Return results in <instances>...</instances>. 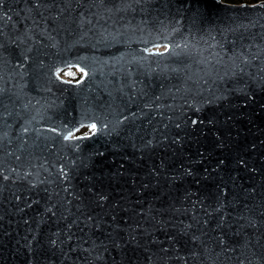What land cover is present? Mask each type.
Masks as SVG:
<instances>
[{"label":"water","instance_id":"obj_1","mask_svg":"<svg viewBox=\"0 0 264 264\" xmlns=\"http://www.w3.org/2000/svg\"><path fill=\"white\" fill-rule=\"evenodd\" d=\"M0 264H264V0H0Z\"/></svg>","mask_w":264,"mask_h":264},{"label":"rangeland","instance_id":"obj_2","mask_svg":"<svg viewBox=\"0 0 264 264\" xmlns=\"http://www.w3.org/2000/svg\"><path fill=\"white\" fill-rule=\"evenodd\" d=\"M239 1H247V2H251V0H238L236 2H239ZM73 72L77 73L78 74V77L73 79L71 76H70V73L72 74ZM81 68H79L76 64L70 66V67H67L61 71L58 72V74L63 77V78H66V79H70V80H77L80 76H81ZM92 123H89V124H86V125H83L79 128H77L75 131L71 132L72 133V136H77V135H81V134H87L89 132L92 131V129L90 128V125Z\"/></svg>","mask_w":264,"mask_h":264},{"label":"snow or ice","instance_id":"obj_3","mask_svg":"<svg viewBox=\"0 0 264 264\" xmlns=\"http://www.w3.org/2000/svg\"><path fill=\"white\" fill-rule=\"evenodd\" d=\"M81 71H83V69H81ZM70 74H71V73H70ZM85 75H86V73H85ZM77 82L79 83V81H77ZM193 123H195V121H193ZM90 128L95 132L96 129H97V125H96L95 123H92V124L90 125ZM26 130H27V129H25V131H26ZM64 138H65V139H71V138H72V133L69 132L68 135L65 136Z\"/></svg>","mask_w":264,"mask_h":264},{"label":"trees","instance_id":"obj_4","mask_svg":"<svg viewBox=\"0 0 264 264\" xmlns=\"http://www.w3.org/2000/svg\"><path fill=\"white\" fill-rule=\"evenodd\" d=\"M227 1H233V2H236V1H238V0H227ZM253 1H256V0H251V2H253ZM70 76H71L73 79H75V78L78 77V74L75 73V72H73L72 74H70Z\"/></svg>","mask_w":264,"mask_h":264},{"label":"bare ground","instance_id":"obj_5","mask_svg":"<svg viewBox=\"0 0 264 264\" xmlns=\"http://www.w3.org/2000/svg\"><path fill=\"white\" fill-rule=\"evenodd\" d=\"M165 46L164 45H157V46H154L152 49L154 50H161V49H164Z\"/></svg>","mask_w":264,"mask_h":264}]
</instances>
